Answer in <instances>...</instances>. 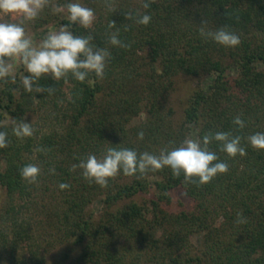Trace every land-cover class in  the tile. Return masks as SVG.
<instances>
[{"label": "trees", "instance_id": "1", "mask_svg": "<svg viewBox=\"0 0 264 264\" xmlns=\"http://www.w3.org/2000/svg\"><path fill=\"white\" fill-rule=\"evenodd\" d=\"M71 1L49 0L34 29L48 22L68 24L53 7ZM110 2L113 10L106 0H82L94 10V23L89 29L72 26L75 35L91 33L92 44L110 52L103 79L91 75V82L81 83L70 75L60 81L42 78L39 84L54 87L53 95L26 92L19 77L15 83L10 78L0 83V122L8 124L0 130L8 132L9 140L8 147L0 149V188L7 199L0 208V253L13 257L21 242L33 239L24 211L36 207L35 197L44 187L57 200L58 241L79 248L74 264H135L127 256L130 241L173 264H264V150L247 143L249 135L264 132V71L258 67L264 64V0H155L147 10L141 0ZM136 9L152 16L147 26L125 19L124 13ZM205 20L206 30L227 26L238 34L239 46L224 47L203 38L200 27ZM112 21L115 27L109 28ZM117 30L130 47L109 43L110 33ZM179 75H208L210 83L193 91L181 124L174 127L167 104ZM143 112L144 121L133 125ZM31 113L37 115L35 123L29 120ZM236 116L244 128L232 123ZM25 118L34 135L19 139L12 134L11 121ZM141 130L143 140L137 138ZM220 131L242 137L247 154L230 158L213 141L210 150L229 170L205 185L185 183L183 174L177 178L164 168L143 176L121 172L102 188L89 184L80 169L72 170L89 154L101 158L109 147L158 155L165 147H178L191 133L202 140L206 133ZM27 164L41 169L35 184L20 176ZM53 168L55 174L49 171ZM150 176L157 179L150 181ZM60 183L70 188L61 190ZM152 188L151 208L132 200ZM176 188L193 200L194 211L163 209ZM95 202L99 214L90 208ZM238 212L245 223L237 222ZM219 217L221 227L214 223ZM196 233L203 236L198 249L190 243ZM43 262L34 251L29 264Z\"/></svg>", "mask_w": 264, "mask_h": 264}, {"label": "clouds", "instance_id": "2", "mask_svg": "<svg viewBox=\"0 0 264 264\" xmlns=\"http://www.w3.org/2000/svg\"><path fill=\"white\" fill-rule=\"evenodd\" d=\"M155 0H141V7L149 9ZM106 6L113 10L110 0H106ZM49 7V0H0V14L4 16H20V22H0V83H15L12 75L17 62L22 63L26 75L22 78V86L28 93H47L53 95L55 88L43 87L39 81L45 77H51L54 81H60L69 75L83 83L89 81L94 75L97 79H103L110 52L107 49L96 47L92 44L93 35H75L73 25H79L89 29L95 20V12L92 8L80 2H69L65 6H54L53 11H67L68 24L61 25L58 31H50L39 42L34 41L26 33L25 22L36 20L45 8ZM125 19L135 24L147 26L152 16L139 9L124 13ZM115 22L109 24V28L115 27ZM207 21H203L200 27V35L215 43L229 48L239 46L240 37L235 32L228 30L227 26H221L215 31L206 30ZM109 43L112 46L128 48L129 44L119 38L118 30L109 35ZM232 123L239 128H244V121L240 116L234 117ZM7 122H0V128L7 127ZM12 134L19 138H28L34 135V129L26 118L17 122L11 121ZM143 130L137 133V138L143 140ZM242 137L231 132H208L202 140L185 138L175 148L167 147L160 150L159 154L148 151L138 152L130 148L109 147L106 153L98 158L89 154L81 159L78 164L72 165V170H81L82 177L89 184H96L102 188L109 185V181L116 178L121 172L125 176H140L148 172H157L169 168L174 177L179 178L183 174L185 183L197 186L208 184L218 174L227 173L229 165L226 162H218L216 152L210 150L209 145L215 141L220 144V150L230 158L237 155L245 156L246 148L241 144ZM247 143L254 149L264 150V132H256L247 137ZM9 145L8 132L0 130V149ZM37 151H47L38 148ZM55 174V169L49 170ZM41 169L35 164H27L20 169V176L29 184L38 182ZM59 188H70L67 183H60ZM237 222L245 223L243 213H237Z\"/></svg>", "mask_w": 264, "mask_h": 264}, {"label": "rangeland", "instance_id": "3", "mask_svg": "<svg viewBox=\"0 0 264 264\" xmlns=\"http://www.w3.org/2000/svg\"><path fill=\"white\" fill-rule=\"evenodd\" d=\"M54 1V0H52ZM73 1V0H72ZM71 1V2H72ZM82 3V0H79ZM63 16L68 18L67 11H62ZM22 17L20 16H4L0 14V21H12L20 22ZM34 21L25 22L24 26L26 28L27 35L32 38L34 41L39 42L43 39L42 34L47 35L50 31H58L60 25L55 22H48L47 24L39 27L37 30L33 27ZM260 70L264 71V64H258ZM25 68L22 63L17 62L14 68L12 75L14 77H19L22 79L25 72ZM232 74V73H231ZM210 83V77L200 76V77H189L185 75H179L174 78V89L168 95V107H171L173 110L172 114V125L177 127L181 124L183 120L184 109L187 106V101L193 91L198 88H205ZM31 123L37 121V115L31 113L29 116ZM145 114L144 112L138 117L135 118L132 122L133 125L138 124L141 120L144 121ZM189 139L197 140L196 133H191ZM150 181H155L157 178L155 176H150ZM38 192L35 197L36 207L32 208V211H24V215L29 218L31 233L33 239L31 241H23L16 248L13 257L8 255V252L0 253V264H14L15 261H24V264H29L32 253L37 251V254L40 257L44 258L42 264H74L75 259L78 255V247H73L68 243H62L58 241L60 232L57 229V220L54 217V214L57 210V200H54L55 194L51 191L43 189ZM155 189H151L145 193H139L138 195L132 198L133 201L141 205H146L151 208L150 200L154 198ZM171 201L170 203L163 204V209L171 213H179L181 211H194L195 204L192 199H190L184 192L182 188H176L170 192ZM5 192L0 188V208L6 201ZM129 200H124L119 205H123ZM16 202H19L17 200ZM94 212L99 214L101 212L100 205L95 202L90 207ZM89 208V209H90ZM222 218L214 219L216 226L221 227ZM159 236V233L157 234ZM202 233L192 234L190 236V243L195 249L201 247L203 243ZM129 252L127 254L128 260L131 263L135 264H173L169 258H161L159 253L153 254L151 251L144 247L138 246V243L130 241V244L127 245ZM177 254V253H176ZM175 256V255H174Z\"/></svg>", "mask_w": 264, "mask_h": 264}]
</instances>
